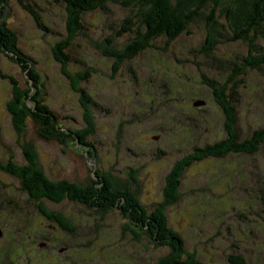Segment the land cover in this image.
I'll return each instance as SVG.
<instances>
[{"label": "rangeland", "instance_id": "1", "mask_svg": "<svg viewBox=\"0 0 264 264\" xmlns=\"http://www.w3.org/2000/svg\"><path fill=\"white\" fill-rule=\"evenodd\" d=\"M24 5L38 15L46 30ZM132 13L114 2L84 12L82 29L65 49L67 70L90 69L81 86L91 96L93 129L87 130L85 140L94 146L95 155L86 153L90 148L85 146L82 152L71 139L62 144L42 138L32 119L18 136L6 107L12 85L0 76V162L24 164L21 145L29 142L50 179L83 186L99 180L96 172L110 173L114 184L135 190L149 212L161 201L166 174L176 160L226 136L222 109L203 77L217 85L226 83L227 90L235 86V128L242 140L264 127V63L233 75L250 48L249 39L228 40L231 33L220 27L223 36H217L206 52L202 50L206 27L198 20L190 24L189 32L172 40L154 39L158 48L148 47L112 73L113 59L104 54L103 46L111 38L120 48L133 36V32L116 35ZM2 16L16 33L20 49L35 61L43 103L64 129H85V109L52 50L67 35L65 4L5 0ZM253 46H263L256 53L264 54V37L253 41ZM0 70L24 85L26 76L19 65L2 52ZM201 100L203 104H193ZM16 186L17 181L0 170V188L5 187L0 191L6 200H16L14 210L20 223L24 221L14 228V244L25 242L30 256L26 261L16 253L14 264H156L171 251L169 244L155 245L148 236L136 240L126 230L119 209L99 211L77 201L43 199L47 210L63 215L74 227L64 230L42 215L36 201ZM178 191L179 199L166 206L165 213L192 258L202 264H239L236 260L264 264V141L251 154L230 152L194 161L184 169ZM230 257L237 259L230 261Z\"/></svg>", "mask_w": 264, "mask_h": 264}, {"label": "trees", "instance_id": "2", "mask_svg": "<svg viewBox=\"0 0 264 264\" xmlns=\"http://www.w3.org/2000/svg\"><path fill=\"white\" fill-rule=\"evenodd\" d=\"M61 1L65 4L67 35L55 43L52 48L53 55L61 63L71 89L79 95L80 104L85 109L84 117L87 127L83 130L64 129L59 124L57 116L43 103L40 96L41 74L35 67V61L20 49L16 33L4 21L2 10L5 0H0V52L17 63L26 76L24 85H21L14 77L0 70V76L12 85V94L6 107L18 136L25 132L27 121L32 119L38 124L39 135L42 138L62 144L71 139L75 141V144L77 143L82 152L84 151L82 146H85L90 148L86 153L95 155L94 146L85 140L87 130L93 129L89 110L91 96L81 86L90 76V69L67 70L69 57L65 49L71 45L74 36L82 29L84 12L98 8L105 9L110 2L119 3L133 12L124 18L116 32V35L133 32V36L120 48L113 44L111 38L106 39V45L103 46L104 54L113 59L112 73L121 62L133 58L148 47H157L153 44L154 39L162 37L167 41L172 40L184 32H189L190 24L198 20H203L206 27L207 36L202 46V50L206 52L218 41L217 36H223L220 27L231 33L226 38L228 40L249 39L250 48L241 58V65L235 67L233 75L243 74L246 69L256 68L264 63V54L256 53L263 49V46L256 48L253 46V41L264 37V0ZM24 6L31 12L38 26L46 30V27L39 22L38 15L28 5ZM132 26L135 28H131ZM203 79L211 88L215 101L222 109L226 136L212 144L195 147L192 152L176 160L166 174L161 201L149 212L141 205L135 190L127 187L124 189L114 184L111 177L104 172H96L99 180H92L90 184L83 186L64 179H50L39 166L38 152L29 142L21 145L25 158L24 164L0 162V170L17 177L22 190L36 201L38 211L49 220L57 221L64 230L73 231L74 227L63 215L47 210L42 202L43 199L52 202H60L64 199L77 201L99 211L119 209L127 221L126 230H129L136 240L144 235L151 238L154 244L160 246L169 244V247H172L171 251L161 257L156 264H202L184 249L183 240L168 225L165 213L166 206L172 205L179 199L178 190L184 169L194 161L207 157H223L230 152L254 153L264 141V127L255 129L249 137L238 140L235 128L236 110L233 106L236 97L235 86L227 90L226 83L217 85L208 77L204 76ZM236 259V257H230V261ZM236 262L243 264L241 260Z\"/></svg>", "mask_w": 264, "mask_h": 264}, {"label": "flooded vegetation", "instance_id": "3", "mask_svg": "<svg viewBox=\"0 0 264 264\" xmlns=\"http://www.w3.org/2000/svg\"><path fill=\"white\" fill-rule=\"evenodd\" d=\"M2 172L7 176H11V178H14L15 181H17L18 186H16V189L19 193H25V191L22 190L20 180L17 177L9 174L8 172ZM108 175L110 177V173H108ZM0 189H5V187ZM4 195L5 193L0 191V202L3 204V208L0 210V263L14 264L16 253H18L17 256H20L19 254L24 255L26 261H28L30 260V256L28 251L25 249L26 243L23 242L22 246H18L19 244L16 246L14 244L16 241L14 228L23 226L24 221L22 220V223H20L18 212L14 210V208L17 206L16 200L15 202H10V199L6 200ZM27 196L30 198L29 195ZM10 217H12V219H10ZM44 244L48 243H43V245Z\"/></svg>", "mask_w": 264, "mask_h": 264}, {"label": "water", "instance_id": "4", "mask_svg": "<svg viewBox=\"0 0 264 264\" xmlns=\"http://www.w3.org/2000/svg\"><path fill=\"white\" fill-rule=\"evenodd\" d=\"M203 103H204V101L201 100V101H196V102H194L193 104H194L195 106H198V105H201V104H203Z\"/></svg>", "mask_w": 264, "mask_h": 264}]
</instances>
